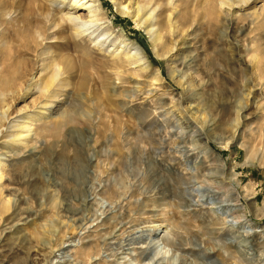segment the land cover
<instances>
[{
    "label": "rangeland",
    "instance_id": "374dc122",
    "mask_svg": "<svg viewBox=\"0 0 264 264\" xmlns=\"http://www.w3.org/2000/svg\"><path fill=\"white\" fill-rule=\"evenodd\" d=\"M73 1L0 0V264H264V0Z\"/></svg>",
    "mask_w": 264,
    "mask_h": 264
},
{
    "label": "bare ground",
    "instance_id": "6f19581e",
    "mask_svg": "<svg viewBox=\"0 0 264 264\" xmlns=\"http://www.w3.org/2000/svg\"><path fill=\"white\" fill-rule=\"evenodd\" d=\"M111 1H112L113 5L115 6V9L117 10V12H119L121 15H125V16L130 17L136 25L143 26L146 33H148L150 35L153 43L155 44V42L159 39V33H158V31L153 30L154 9H152L149 13H147L148 10H150L149 6L142 5L138 1H132V0L123 1V2H119L118 0H111ZM99 2H100V0H74L73 1V4H75V5L76 4H78L79 6L83 5L84 10L87 11V13L89 14V17H90V20H86V21L81 19L82 17L80 18L79 16L73 17V19L75 20V24H76L77 29H81L82 31H86L90 27L93 26L92 24L95 23L94 21H96V19H97L96 15H99V12L101 9ZM221 4H226V5L230 6V3L226 0H222ZM107 22L111 23L109 20H107ZM92 33H93V31H92ZM105 34H106V32H105ZM87 35H89V34H87ZM94 39H95V37H94ZM121 41H122L121 43L124 44V47L126 49H128L127 50L128 52H130V50H131V53L129 54V57H128L129 59H134L135 61L136 60L143 61V56H142L141 50L135 42L128 41V39H123ZM109 43H111V40ZM127 63H128V61H127ZM143 64H144V62H143ZM144 66L146 67V64ZM56 75H57V73H56ZM45 90H46V88L44 89V91ZM25 127H28V123L25 125ZM1 178H2V173L0 170V180H1ZM1 201H2V207L4 209H8L9 203L7 202V200H1ZM154 240H156V239H154ZM166 243L169 246V242H166ZM162 252L166 253L167 251L164 250ZM160 253H161V250L160 251L153 250L151 257H149V260L145 264H151L153 262L154 258ZM202 259H203L202 260L203 264H207L206 260H208V259L210 260V256L207 254H203ZM229 260H230V256H226V257L221 256V258H220V261L222 262V264H227V262ZM235 264H239V263H235Z\"/></svg>",
    "mask_w": 264,
    "mask_h": 264
}]
</instances>
